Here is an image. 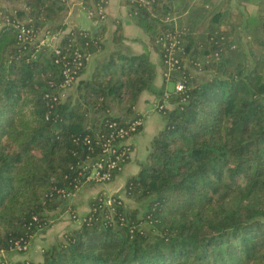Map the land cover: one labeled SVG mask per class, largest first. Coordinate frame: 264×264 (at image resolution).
<instances>
[{
  "label": "trees",
  "instance_id": "obj_1",
  "mask_svg": "<svg viewBox=\"0 0 264 264\" xmlns=\"http://www.w3.org/2000/svg\"><path fill=\"white\" fill-rule=\"evenodd\" d=\"M20 1L19 18L37 32L68 0ZM171 1L157 0L151 9L127 1L154 42L177 28L184 48L174 75L185 89L170 95L175 106L161 110L164 126L125 185L143 208L127 207L118 194L107 205L101 193L90 199L81 225L46 248L41 261L16 264H264V17L253 34L257 47L247 48L253 65L233 10L213 11L208 36L195 45L196 20L210 0L188 2L182 10L190 8L189 16L178 24L166 19L181 14ZM99 2L84 0L90 10ZM75 33L60 46L68 57L84 56L76 94L58 102L46 96L63 79L55 53L25 47L13 32L0 34V254L49 226L47 211L83 183L82 166L100 155L101 137L115 130L110 124L131 119L112 115L111 102L132 113L140 93L154 90L148 53L114 51L90 80H79L86 57L104 43L99 33ZM186 62L209 76L194 83ZM157 94L163 99L165 91Z\"/></svg>",
  "mask_w": 264,
  "mask_h": 264
},
{
  "label": "crops",
  "instance_id": "obj_2",
  "mask_svg": "<svg viewBox=\"0 0 264 264\" xmlns=\"http://www.w3.org/2000/svg\"><path fill=\"white\" fill-rule=\"evenodd\" d=\"M83 0H68L65 9L59 14L56 20L46 21L45 29L50 28L57 33L58 38L55 43L60 44L62 37L70 31L85 30L90 33H99L102 37L104 47L97 52L90 53L86 57V66L79 80H90L93 77L98 66L109 60L112 52L119 51L126 55H138L148 53L150 62L155 66L156 76L153 82L154 90H145L140 93L134 103L133 112L129 113L123 106L111 102V114L114 116H122L124 118H133L137 115L145 117V125L141 132L132 140L133 151L128 161L123 165L120 172L115 175L112 181L108 183H88L69 198L74 207L85 215L89 209V201L101 193L108 195H117L124 190L128 178L139 172V164L146 159L151 148L153 137L159 132L163 126V116L161 112H154L152 104L160 102L157 91H164L174 88V82L168 83L163 78V56L162 51L152 40L147 32L144 20L138 14L132 13V6L126 0H105L106 1V18L104 21H97L89 16V13L83 6ZM195 0H172L173 8H180L181 14H175L173 17H183L187 20L189 9L182 10L188 2ZM203 3V1H202ZM206 8H210L205 17L197 18L194 39L196 44L203 43L210 31L209 21L213 11H234L233 18L240 24L239 39L245 48H255L252 43L257 27L261 28L262 18L264 17V0H210L207 2ZM23 4L20 0H0V8L6 12L13 9L22 8ZM85 14L86 17H83ZM178 24V22L176 23ZM62 27L60 31H55L57 27ZM260 33H263L260 30ZM44 32V31H43ZM194 83L197 77L200 78L201 70L196 69L193 65L187 63L186 66ZM195 72V75H194ZM206 77L209 76L204 70ZM76 85L67 91V95L76 94ZM157 90V91H156ZM150 128V135L145 136ZM62 203L57 209H62ZM53 210V211H55ZM63 211V209H62ZM61 212V210H60ZM45 231V229H44ZM37 235V234H36ZM35 235V236H36ZM34 236V237H35Z\"/></svg>",
  "mask_w": 264,
  "mask_h": 264
},
{
  "label": "built area",
  "instance_id": "obj_3",
  "mask_svg": "<svg viewBox=\"0 0 264 264\" xmlns=\"http://www.w3.org/2000/svg\"><path fill=\"white\" fill-rule=\"evenodd\" d=\"M134 6L153 8L157 0H126ZM83 2L84 8L89 13V16L95 18L97 21H104L106 18V1L100 0L92 10L88 9ZM168 21H176V17H167ZM28 20L20 19L17 10L6 12L0 8V34L3 31L15 33L21 45L32 46L36 52L47 49L54 52L57 56L56 62L62 64V82L59 84V91L56 94L46 95L50 101L58 102L64 100L67 96V90L75 86L78 80V72L83 64L84 56L81 52L75 51L72 57H68L63 54L60 44L55 43V39L58 38L57 33L52 31L50 28H43L40 31H35L32 26L28 25ZM44 31V32H43ZM86 32L85 30H81ZM75 36L78 32L75 31ZM155 43L163 51V62L167 68L166 76H171V72L179 70L182 66L183 59L180 54L184 53L182 41L179 37L177 28L173 31L168 30L162 33L156 38ZM174 89L176 92H182L185 89L183 81H176ZM171 93H166V97H170ZM264 100V96H263ZM163 109V105L160 106V111ZM145 125V117L143 115H137L127 122L119 123L113 122L110 127L115 130L109 137H101L102 152L94 159L89 160L83 164V183L78 186L81 188L87 183H108L113 180L117 171H120L130 158L133 151L131 139L137 135ZM77 189V190H78ZM74 193H67L66 198L70 197ZM112 198H106L105 204L111 205ZM109 200V202L107 201ZM108 202V203H107ZM28 245L18 242L15 249L23 251ZM5 253V252H3ZM0 264H10L9 261L5 260Z\"/></svg>",
  "mask_w": 264,
  "mask_h": 264
},
{
  "label": "rangeland",
  "instance_id": "obj_4",
  "mask_svg": "<svg viewBox=\"0 0 264 264\" xmlns=\"http://www.w3.org/2000/svg\"><path fill=\"white\" fill-rule=\"evenodd\" d=\"M82 16L86 17L85 14H82ZM145 21L146 20H144V23H145ZM245 49H246V55H247V57H249V62H247V63L248 64L250 63V64L254 65L255 62L253 60V56L250 54L249 49H247V48H245ZM249 54H250V56H249ZM187 63L188 62H186L185 66H187ZM189 65H190V63H189ZM163 66H164V69H163V78H164V80H166L168 83H170V82L173 83L174 82V85L177 83L176 81H180L181 78L178 77L177 75L176 76L174 75L176 73V71L175 72H171V74H170L171 76L167 77L166 76L167 68L165 67L164 62H163ZM199 72H201V74H200L201 76H200V78L197 77V79H196L197 81H203V80H205L208 77V76L206 77V75L203 72V70H201ZM191 75H192V73H191ZM194 75H195V72H194ZM174 92H176V91L173 88L171 90L165 91V94L166 93H171L172 94ZM67 94L68 93H66V95ZM165 94L163 95V99H161V98L159 99L160 100L159 104L158 103L152 104V108H153L152 110L154 112L155 111L156 112H161L159 110L161 104L163 105V107H168V108H173L175 106L174 103H171L169 101V98L166 97ZM67 96H65L64 99H66ZM161 114H162V112H161ZM163 121H164V119H163ZM149 133H150V128L148 129V131L145 134V136H149L150 135ZM143 160H145V159L143 158ZM140 166L141 165L139 164V171H140ZM84 185H86V184H84ZM73 195H71L70 197H68L66 199V202H65L66 204H64L62 206L63 211H62V209H60L61 212H60V210L59 211L58 210L47 211V217H48L47 221H48L49 226L45 228V231L43 229L38 231L37 235L28 244L26 249H24L23 251L15 250V251H12V252L1 253L0 254V262L5 261V260L9 261L10 264H16L17 262H24L26 260L39 262V261H41L43 259V253H44V250L46 248H48L50 245L62 240L64 238V236L68 232L72 231L75 228H78L81 225L82 217L84 215H83L82 212H79V210L74 207L73 203H71L69 201L70 200L69 198H71ZM106 196H107V198H112L114 195H108L107 194ZM118 196L122 199L124 204L127 207H129V208H140V209L143 208V206H142L143 203L142 202H138L135 199L129 198L126 195L125 187H124V190L122 192H120V194H118ZM107 201L109 202V200H107Z\"/></svg>",
  "mask_w": 264,
  "mask_h": 264
}]
</instances>
